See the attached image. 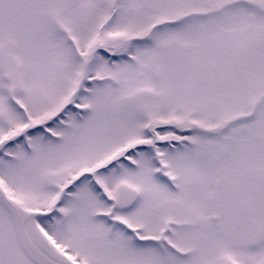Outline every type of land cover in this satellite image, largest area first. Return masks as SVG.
I'll return each instance as SVG.
<instances>
[{
	"label": "snow or ice",
	"instance_id": "6c2138e0",
	"mask_svg": "<svg viewBox=\"0 0 264 264\" xmlns=\"http://www.w3.org/2000/svg\"><path fill=\"white\" fill-rule=\"evenodd\" d=\"M0 264H264V0H0Z\"/></svg>",
	"mask_w": 264,
	"mask_h": 264
}]
</instances>
